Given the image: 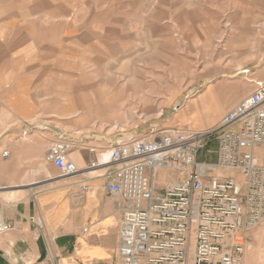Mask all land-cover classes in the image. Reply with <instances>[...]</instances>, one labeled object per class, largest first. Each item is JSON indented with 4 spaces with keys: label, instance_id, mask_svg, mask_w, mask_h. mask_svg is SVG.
<instances>
[{
    "label": "rangeland",
    "instance_id": "1",
    "mask_svg": "<svg viewBox=\"0 0 264 264\" xmlns=\"http://www.w3.org/2000/svg\"><path fill=\"white\" fill-rule=\"evenodd\" d=\"M260 81L264 0H0V130L4 112L91 147L152 126L204 130ZM210 84L236 99L214 119L190 105ZM73 111L95 129L69 128ZM117 121L124 132L111 131ZM217 149L211 141L198 161L215 162ZM246 238L251 264H264V221Z\"/></svg>",
    "mask_w": 264,
    "mask_h": 264
},
{
    "label": "built area",
    "instance_id": "2",
    "mask_svg": "<svg viewBox=\"0 0 264 264\" xmlns=\"http://www.w3.org/2000/svg\"><path fill=\"white\" fill-rule=\"evenodd\" d=\"M211 141L218 143L216 162H199ZM259 146L264 81L209 129L152 126L141 138L114 145L110 162L118 168L107 192L124 203L119 264H242L246 233L264 221ZM70 150L59 141L46 156L64 177L79 171ZM226 170L238 177H225ZM11 228L0 222V235Z\"/></svg>",
    "mask_w": 264,
    "mask_h": 264
},
{
    "label": "crops",
    "instance_id": "3",
    "mask_svg": "<svg viewBox=\"0 0 264 264\" xmlns=\"http://www.w3.org/2000/svg\"><path fill=\"white\" fill-rule=\"evenodd\" d=\"M226 99L221 100L218 113L231 104ZM63 104L67 108V103ZM17 108L14 105L13 109ZM2 115L0 222L11 223L12 228L0 235V264H119L124 203L107 192L108 177L118 168L110 162V152L114 145L136 138L106 139L99 141V147H91L80 138L66 141L57 127H39L40 116ZM64 116L69 118V128L78 133L95 129L77 112ZM217 119L207 123L206 129L215 126ZM124 124L115 122L111 131L124 132ZM13 127L21 129L5 136ZM59 141L71 147L68 158L79 170L76 175L61 176L47 162L50 147ZM223 173L238 177L234 171ZM243 263L251 264L246 252Z\"/></svg>",
    "mask_w": 264,
    "mask_h": 264
},
{
    "label": "bare ground",
    "instance_id": "4",
    "mask_svg": "<svg viewBox=\"0 0 264 264\" xmlns=\"http://www.w3.org/2000/svg\"><path fill=\"white\" fill-rule=\"evenodd\" d=\"M233 66L235 69L236 68L241 69L240 64H236ZM247 72H249V71H247ZM224 89H225V87L223 86V84H220V85L210 84L202 93H200L198 95L197 98H194L193 100H191L190 105H192L194 107H200L208 117H214L215 115H217L218 111H220V109H221V105H220L221 100L224 97H226V91ZM234 100H236V99H234ZM234 100H232L230 102H233ZM211 101L216 102V106L214 103L213 108H210L207 106ZM163 115H164V112L160 111V113L157 114V118H161ZM108 159H109V156L106 159V161Z\"/></svg>",
    "mask_w": 264,
    "mask_h": 264
}]
</instances>
